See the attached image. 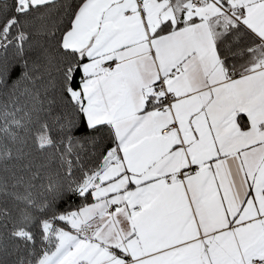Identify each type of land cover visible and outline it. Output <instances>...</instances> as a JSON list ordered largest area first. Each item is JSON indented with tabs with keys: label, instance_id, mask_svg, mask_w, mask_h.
<instances>
[{
	"label": "snow or ice",
	"instance_id": "obj_1",
	"mask_svg": "<svg viewBox=\"0 0 264 264\" xmlns=\"http://www.w3.org/2000/svg\"><path fill=\"white\" fill-rule=\"evenodd\" d=\"M0 264H264V0H0Z\"/></svg>",
	"mask_w": 264,
	"mask_h": 264
}]
</instances>
